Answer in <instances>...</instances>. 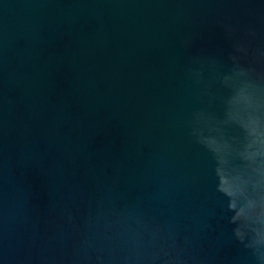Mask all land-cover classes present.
<instances>
[{
	"label": "water",
	"instance_id": "water-1",
	"mask_svg": "<svg viewBox=\"0 0 264 264\" xmlns=\"http://www.w3.org/2000/svg\"><path fill=\"white\" fill-rule=\"evenodd\" d=\"M264 0H0V264H260Z\"/></svg>",
	"mask_w": 264,
	"mask_h": 264
},
{
	"label": "clouds",
	"instance_id": "clouds-1",
	"mask_svg": "<svg viewBox=\"0 0 264 264\" xmlns=\"http://www.w3.org/2000/svg\"><path fill=\"white\" fill-rule=\"evenodd\" d=\"M230 207L235 209L232 220L241 222L234 229L235 236L241 242H244L245 237L248 236L245 247H250L258 253L260 264H264V204L246 203L245 206L237 208L233 201Z\"/></svg>",
	"mask_w": 264,
	"mask_h": 264
}]
</instances>
